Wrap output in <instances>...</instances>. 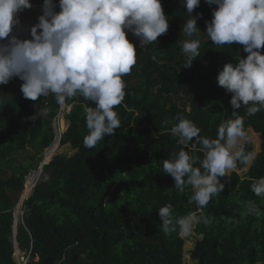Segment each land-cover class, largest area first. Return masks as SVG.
Wrapping results in <instances>:
<instances>
[{
	"label": "trees",
	"instance_id": "obj_1",
	"mask_svg": "<svg viewBox=\"0 0 264 264\" xmlns=\"http://www.w3.org/2000/svg\"><path fill=\"white\" fill-rule=\"evenodd\" d=\"M31 3L19 17L20 38H31L30 28L42 14L43 0ZM161 3L169 28L157 42L140 46L139 39L127 36L137 58L123 77L124 100L114 109L120 128L93 148L84 147L85 109L94 105L79 95L67 99L73 106L65 116L68 127L61 146L69 145L75 153L57 154L44 169L49 180L24 202L16 239L26 264H186L185 256L191 264H264V214H250L246 207L254 201L264 213V197L251 191L253 180L264 177V139L248 170L241 175L238 171L248 166L238 164L237 171L221 177L223 192L202 211L189 203L191 188L175 189L162 167L163 160L180 150L170 131L179 118L194 122L200 135L210 139L216 138L222 122L233 118L231 94L216 78L225 64L247 53L243 45L217 46L209 39L200 42L199 56L185 68L182 45L187 37L182 29L189 19L187 9L183 0ZM216 7L201 0L192 13L201 16L192 39L206 34ZM21 84L13 78L0 85V264H18L11 239L15 208L26 177L53 143L52 124L61 106L53 94L37 101L24 98ZM40 109L47 114L31 119ZM237 111L245 132L251 129L264 138V108L251 115L244 106ZM244 147L251 157L254 144L247 139ZM187 150L202 158L198 150ZM165 204L173 206L176 217L197 211L208 223L188 237L178 229L166 233L158 215ZM187 240L193 241V249L186 252Z\"/></svg>",
	"mask_w": 264,
	"mask_h": 264
},
{
	"label": "clouds",
	"instance_id": "obj_2",
	"mask_svg": "<svg viewBox=\"0 0 264 264\" xmlns=\"http://www.w3.org/2000/svg\"><path fill=\"white\" fill-rule=\"evenodd\" d=\"M204 2L217 6L211 12V20L206 22L210 41L217 46L243 45L247 56L225 64L218 72L217 84L231 94L234 111L233 118L219 125L216 138L201 136L195 123L182 117L170 129L181 147L163 160L162 167L174 179L175 189L183 192L186 187L191 188L189 203H194L197 211H202L214 196L223 192L225 184L221 183V177L238 164L249 163L250 154L244 147L247 139L244 119L237 110L244 106L251 115L264 108V0ZM183 3L189 19L182 29L187 37L182 45L187 61L182 65L188 68L199 56L200 41L192 37L197 33V20L201 16L192 13L201 0H183ZM32 7L31 0H0V85L18 78L22 81L23 97L32 101L49 94L61 106L66 102L72 107L67 99L77 95L90 101L94 107L85 109L88 133L83 144L93 148L120 128L114 109L124 100L123 77L131 72L137 58L136 48L127 34L137 37L141 46L157 42L168 31L161 0H58V4L55 0H43L42 14L30 28L31 38H20L16 34L21 25L20 14ZM46 114L47 109H40L31 119ZM65 116L61 122L66 124ZM53 131V143L46 149L55 150L57 155L63 146L55 136L58 128ZM187 149L198 150L202 158ZM25 189L26 182L21 195ZM251 191L257 197H264V177L253 180ZM246 207L250 214H264L254 201H248ZM197 211L176 217L173 206L165 204L158 209L163 231L178 229L182 237L193 235L198 225L208 223Z\"/></svg>",
	"mask_w": 264,
	"mask_h": 264
},
{
	"label": "built area",
	"instance_id": "obj_3",
	"mask_svg": "<svg viewBox=\"0 0 264 264\" xmlns=\"http://www.w3.org/2000/svg\"><path fill=\"white\" fill-rule=\"evenodd\" d=\"M127 36H131L134 39H138L137 37H135L131 33H128ZM71 108H72L71 106L68 107L66 105V102L63 104V106L60 107V110H59V112H58V114L54 120L55 124L54 123L52 124L54 130L56 128H58L57 125L59 123V120L61 121V118L64 115H68L70 113ZM63 132L64 131H60V130H59V132L55 131V134H56L55 136L58 138V143L61 140V135L63 134ZM55 155H56L55 150H53V151H52V149H46L45 150L44 160L41 163V165L37 169L30 171V173L26 177V189H25V191H28V194L26 197L22 198V200L20 201L19 204L24 205L25 200H27L33 194V191L36 188V186L42 182H46L49 180V176L45 173L44 169L49 164V162L52 161V159ZM25 191H24V193H25ZM23 216H24V208L22 207V209H20V221L21 222L23 220Z\"/></svg>",
	"mask_w": 264,
	"mask_h": 264
},
{
	"label": "rangeland",
	"instance_id": "obj_4",
	"mask_svg": "<svg viewBox=\"0 0 264 264\" xmlns=\"http://www.w3.org/2000/svg\"><path fill=\"white\" fill-rule=\"evenodd\" d=\"M198 39L200 42H204V41H207L209 40V37L206 35V34H198ZM50 95V94H49ZM48 95V96H49ZM70 99V98H69ZM63 106V105H62ZM59 112V111H58ZM55 124V123H54ZM63 124V125H62ZM65 123L64 122H61L59 120V123H58V130L60 131H66L67 127H68V122L64 125ZM246 137L247 139H249L253 144H254V151L250 157V160H249V163L247 164V168H244L243 170L241 171H238L241 175H243L249 168V165L251 164L252 160L254 159V157L262 150L263 148V137L261 135H258L256 133H254L251 129L247 130L246 132ZM246 139V140H247ZM61 154H66L68 156H71L74 154V151L69 147V146H63L62 149H60V152ZM232 171H237V168L233 169V170H230L228 175L232 172ZM26 192V191H25ZM14 196V195H13ZM23 198V195H20L19 196V201H21ZM19 203V202H18ZM20 205H18V208H17V215H16V224L18 225V223L20 222ZM185 251H190L191 249H193V241L190 240V241H186L185 242ZM23 254H20V258L22 260V257ZM185 263L186 264H191L190 263V260H189V256H185ZM25 261H27L26 258L23 259V263H25Z\"/></svg>",
	"mask_w": 264,
	"mask_h": 264
},
{
	"label": "water",
	"instance_id": "obj_5",
	"mask_svg": "<svg viewBox=\"0 0 264 264\" xmlns=\"http://www.w3.org/2000/svg\"><path fill=\"white\" fill-rule=\"evenodd\" d=\"M22 206L23 204H20V209H22ZM16 212H17V209H15V213H14V233H13V236H12V241L15 245V258H16V261L18 264H25L23 263V260H21L18 256L20 255L19 254V249H18V244H17V239H16V235H17V228L20 224V222L18 223V225L16 224Z\"/></svg>",
	"mask_w": 264,
	"mask_h": 264
},
{
	"label": "bare ground",
	"instance_id": "obj_6",
	"mask_svg": "<svg viewBox=\"0 0 264 264\" xmlns=\"http://www.w3.org/2000/svg\"><path fill=\"white\" fill-rule=\"evenodd\" d=\"M65 123V122H64ZM63 125V124H62ZM65 125V124H64ZM27 194H28V191H26L25 193H24V195H23V198L24 197H26L27 196ZM19 205V204H18ZM20 207V206H19ZM16 215H17V212H16Z\"/></svg>",
	"mask_w": 264,
	"mask_h": 264
},
{
	"label": "crops",
	"instance_id": "obj_7",
	"mask_svg": "<svg viewBox=\"0 0 264 264\" xmlns=\"http://www.w3.org/2000/svg\"><path fill=\"white\" fill-rule=\"evenodd\" d=\"M67 122V121H66ZM66 146H69V145H66ZM70 147V146H69ZM74 151V150H73ZM74 153H75V151H74Z\"/></svg>",
	"mask_w": 264,
	"mask_h": 264
}]
</instances>
